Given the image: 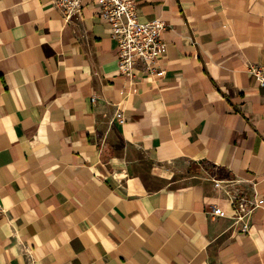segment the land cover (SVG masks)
I'll return each mask as SVG.
<instances>
[{
  "label": "crops",
  "instance_id": "1",
  "mask_svg": "<svg viewBox=\"0 0 264 264\" xmlns=\"http://www.w3.org/2000/svg\"><path fill=\"white\" fill-rule=\"evenodd\" d=\"M134 2L164 72L127 86L94 0H0V264H264V0Z\"/></svg>",
  "mask_w": 264,
  "mask_h": 264
},
{
  "label": "built area",
  "instance_id": "2",
  "mask_svg": "<svg viewBox=\"0 0 264 264\" xmlns=\"http://www.w3.org/2000/svg\"><path fill=\"white\" fill-rule=\"evenodd\" d=\"M60 9L66 18L81 13L83 0H49ZM98 18L105 23L112 37L117 41V68L125 85L136 83L134 71L141 62L150 76L161 75L164 68L160 63L163 51L161 33L166 23L159 18L146 22L139 21L134 0H94ZM248 71L254 76L259 87L264 89V66L251 64ZM264 138V130L262 132ZM214 186H224L225 193L234 208V219L242 221L244 213L256 205V199L246 187H239L231 180H214ZM221 210L211 205L210 214L220 215ZM246 226L243 225V229Z\"/></svg>",
  "mask_w": 264,
  "mask_h": 264
}]
</instances>
